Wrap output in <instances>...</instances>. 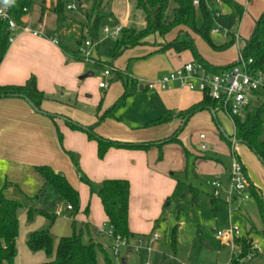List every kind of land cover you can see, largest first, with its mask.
Listing matches in <instances>:
<instances>
[{
	"label": "crops",
	"instance_id": "1",
	"mask_svg": "<svg viewBox=\"0 0 264 264\" xmlns=\"http://www.w3.org/2000/svg\"><path fill=\"white\" fill-rule=\"evenodd\" d=\"M58 1L60 0L52 2L50 8L46 0L41 7L45 9L47 5L51 11ZM110 2L113 13L111 19L115 21L113 28L122 26L123 29L140 30L144 27L143 15L129 0H110ZM68 8L66 10L69 12ZM136 18L142 22L139 26L135 21ZM23 21H27V17H23ZM85 21H87V16H85ZM40 23H42L41 29L45 31L47 26L43 21ZM1 25L2 23H0V29ZM34 33L31 30L30 32H16L0 64V87L23 86L34 77L37 89L45 95L40 109H37L27 96L31 102L21 96L0 98V190L3 189L8 199L20 200L21 191L29 195H37L39 199V195L45 192L47 186H44V181L37 174L36 167L50 166L56 173L63 174L79 192L80 211L75 220L78 224L89 223L94 230L91 233L92 239L99 242L102 236L96 234L95 230L107 224L108 219L101 200L97 199L99 197L91 198L88 188L79 181L80 173L77 174L71 167L67 157V153L71 151L78 155L83 170L91 172V175L96 174L99 178L103 177L100 184L104 180L114 179H125L130 182L129 229L134 233V229L139 231L135 223L150 216L155 209L152 206L149 208L150 203L142 199L136 205L132 177L139 182L144 191L151 188L161 189V197L167 195L176 183L171 179L172 177L177 174L187 175L191 168L195 175L224 177L227 172L222 162L218 158L201 157V154L198 156L193 145L199 144L201 148L202 144H206L209 149L210 143H214L217 145L216 151L219 154H227L226 151L229 149H224L222 146V139H225L229 143L228 153L242 163L252 185L264 200V185L252 173L250 167L253 164L252 160L243 148L233 147L241 142H230L221 136L225 133L226 125L223 127V124H220L218 116L223 115V112L204 109L184 123L179 113L200 104L204 97L200 92L187 91L178 87L151 92L140 85V78L154 81L160 79V76H157L158 73L153 75L155 70L169 69L171 72L183 66L175 64V66L167 67L165 61H155L152 68L150 63L146 66L148 70L141 71L136 68L134 75L132 71L134 63L140 60L139 58H146L150 53L129 57L125 63V70L130 59L138 58V60L131 63L129 75L124 73L138 83L133 85V93L127 99L126 105L109 113L96 127L95 133L102 138L120 143H160L169 139L175 130L182 126L183 131L179 136L181 145L165 144L162 148L152 147L147 151L112 147L105 154V161L99 162L97 142L91 140L85 132L72 129L64 118H70L71 121L85 127L94 125L98 118L108 112L121 97L124 86L115 85L110 92L109 100L102 104L101 111L96 112L94 116L85 115L71 104H64L60 99L48 98V94H55L62 89L67 90L68 94L82 90L80 89V82H82L80 75H82L83 68L78 62H72L64 52L63 48L71 51L62 45L57 30L54 35L41 33L37 36ZM51 39H56L59 45ZM115 69L125 71L122 68ZM104 79L106 80L105 76ZM85 90L88 91V87H85ZM64 95L61 93V98H64ZM253 104H260V100ZM159 119H168V121L158 126L147 127L149 123ZM231 125L233 134L230 138L239 141L232 120ZM201 134L206 135L204 142H201L199 138ZM253 169L255 170L254 167ZM227 184L229 186V177ZM189 193L191 194L190 191ZM27 198L32 199L30 196ZM87 208L89 209L88 215L85 213ZM60 212L61 210L58 211L59 214ZM151 240L152 236L146 240V243ZM107 242L112 247L113 242L110 239ZM103 245L108 248L107 245Z\"/></svg>",
	"mask_w": 264,
	"mask_h": 264
},
{
	"label": "rangeland",
	"instance_id": "2",
	"mask_svg": "<svg viewBox=\"0 0 264 264\" xmlns=\"http://www.w3.org/2000/svg\"><path fill=\"white\" fill-rule=\"evenodd\" d=\"M44 1L46 0L34 1L24 15V17H27V21H23L22 18V26L27 27L32 32L42 33L43 35H54L57 30L60 34L59 40L62 45L69 48L72 53H79L81 56L83 55L80 53V48L84 46L85 42L97 44L89 49L92 55L91 60H71L72 62H78L83 68L82 75H80L82 76V82H80V89L82 90L78 93L68 94L67 90L62 89L60 92L47 95L50 99L57 98L64 104H71L76 110L85 115L94 116L100 101L104 99L102 104H105L109 100L110 92L114 89V86L118 84L121 87L123 85L122 82L128 80V75L124 73L125 71H122L119 76L112 71L109 88L106 90L101 89L99 84L107 81L104 79V73L110 69L108 65H115L116 67L113 66L114 68L125 70V63L131 55H147L157 48L156 45H164L176 38V31H173L165 38L155 34L147 39L146 45L129 49L118 59L113 60L112 50L117 38L108 37L104 33V29L108 27L113 30L115 21L111 18L103 19L95 37L89 33L86 27V12L91 11L94 0H60L65 10L64 15L60 17L53 9L50 11L48 8V6L51 8L52 2L56 0H47L49 5H46L47 8L45 9L41 7ZM232 1L244 8V12L241 15L222 0H205V3L214 17L212 29L219 28L221 30V33L211 35L212 41L216 45H222L227 41V36L230 35L231 37L232 34L236 40L234 45L225 51H216L201 37L191 33L200 57L215 68H227L239 60L240 50L245 47L257 21L264 14V0ZM8 6L9 0H0V9H8ZM72 6H74V10H69L68 12L66 8ZM40 21H43L47 26L45 31L41 29L42 23ZM135 21L138 26L142 23L139 19ZM202 22V15L198 11L197 26L201 27ZM18 32L21 33L22 30ZM93 40H96V42ZM191 59L194 60V57L189 51L178 55L174 49H168L162 54L151 55L136 61L132 71L134 74L136 68L141 71L148 70L146 66L150 63L152 68L155 61H165L167 67H170L175 66V64L184 65L193 61ZM168 72L169 69L166 71L155 70L153 75L158 73L157 76L161 78ZM90 73L92 76L88 77ZM140 81V85L144 82H155L154 80H145L143 78H140ZM85 87H88L89 90L86 91ZM61 93L65 94L64 98H61ZM218 117L220 118V124H223V127L226 125L224 134L230 137L233 134L230 118L225 113L223 115L219 114ZM66 119L71 121L70 118ZM262 120L263 124L259 139L264 141V113ZM192 140L195 141L194 139ZM222 143L224 149L230 150L229 143L225 139H222ZM216 147V144L210 143L209 149L202 151L199 144L193 145L197 155L201 154V157L218 158L222 162L227 173L224 177L219 178L221 187L218 189L213 185L216 175H195L193 168L189 170L187 175L177 174L172 177L171 179L176 183L164 197L160 196L161 189L142 190L139 182L132 177L133 195L136 205L140 199L148 201L147 203H150L148 207L151 208L152 206L155 212L145 217L144 221L135 223V227L139 231L134 229V236L128 244H115L118 245V256L114 255L112 247L109 246L107 242L109 238L107 236H102L99 239V242L108 246V251L115 264H123L124 260L126 264H229L234 251L232 245L230 242H224L222 238L215 235L219 232L224 234L232 227L237 228L243 237L249 235L250 239L256 241L260 247V253L256 254L258 256H255V259L246 260L244 264H264V223L257 200L253 196L248 201H242L241 199L230 200L227 190V179L232 170L235 156L233 157L231 153H228L229 150L226 151L227 154H219L216 151ZM233 147H241L246 151L253 163L250 167L254 177H257L264 185V164L260 162L257 155L245 144L241 143ZM67 157L74 171L77 174L80 173L81 178L79 181L88 188L91 198H97L100 180L103 177L99 178L96 174L91 175V172L88 173L83 170L78 155L74 152L69 151ZM104 157L100 158L97 150L98 161L102 163L105 161ZM190 187L198 190L196 200L189 193ZM20 194H22L21 199L16 200L21 202L23 207L18 211V256L15 264H41L53 261L60 238L73 234L72 220L70 218L72 212L67 210V205L60 200L58 193L51 186L46 187L45 192L39 195V199H37V195H29L25 191H21ZM27 196L32 199H28ZM29 208L44 209L50 213H58L61 210L60 217L51 230L54 238L51 254H47L45 251L34 252L27 246L28 235L43 230L46 226V221L40 216H37L33 222L28 221L27 211ZM80 227L81 225L79 224ZM154 232L159 235V240L152 243L149 248L146 240ZM173 233H175L176 240L175 248L172 247L171 241ZM235 253L237 254V251Z\"/></svg>",
	"mask_w": 264,
	"mask_h": 264
},
{
	"label": "trees",
	"instance_id": "3",
	"mask_svg": "<svg viewBox=\"0 0 264 264\" xmlns=\"http://www.w3.org/2000/svg\"><path fill=\"white\" fill-rule=\"evenodd\" d=\"M129 1L134 4L136 10L143 15L144 27L140 30L133 28L123 29L112 50L113 60L118 59L129 49L146 45L147 39L155 34H159L162 38H165L173 31H176V38H174L173 41L164 45H156L157 48L146 57L162 54L168 49H174L178 54L189 51L193 55L194 61L204 64L213 73L229 69L236 64L237 61L227 68H215L201 58L197 52L191 33L201 37L213 50L216 51H225L236 42L235 37L232 34L231 37L230 35L227 36V41L222 45H216L212 41L211 35L213 31L212 26L214 17L212 12L208 9L205 0H198V6H195V0ZM222 1L230 5L240 15L244 12V8L234 1ZM33 3L34 0H9V6L7 9L8 13L18 26H22V18L27 13L26 10L28 11ZM53 11L59 17L63 16V3L58 1ZM198 11L201 13L203 19L201 27L197 26ZM86 16V27L89 33L95 37L102 20L113 17L110 0H94L93 8ZM15 35L16 33L9 30L7 23H2L0 29V64L9 48L10 39ZM93 41L96 42V40ZM63 50L68 55L69 59L85 61L84 57L79 53H72L64 48ZM240 55L246 60L253 59L255 68L264 69V14L257 21L254 31L249 40H247L245 47L240 50ZM135 60H138V58H132L129 60L128 66L125 70L128 75L130 65ZM108 67L111 69L114 68L113 65H108ZM121 72L122 71L119 69H115L114 71L118 76ZM122 83L124 86L123 94L108 112L98 118V121L94 125L85 127L67 120L68 125L72 129L85 132L91 140L97 142L100 158H103L107 151L112 147L147 151L152 147L162 148L165 144L175 143L181 145L179 136L183 131L182 126L175 130L169 139L160 143H120L96 135V127L99 126L109 113H113L126 105L127 99L133 93V85L138 82L129 76L128 80ZM23 95L32 100L37 109H40V104L45 99V95L37 89L36 79L34 77L30 78L23 86L0 87V98ZM259 98L260 104L250 105L246 110L245 117L235 118L233 123L237 135L239 136V141L249 147L264 164V141L259 139L263 124L262 115L264 113V94H260ZM102 101H100L97 112L101 111ZM204 109H215V104L207 96L203 97V101L200 104L193 106L185 112L179 113V117H181L183 122L186 123L194 114ZM167 121L168 119H159L149 123L147 127L158 126ZM221 136L225 138L224 134H221ZM36 172L44 181V186H51L54 188L58 193L60 200L67 206L72 207L70 218L72 220L73 234L68 237L60 238L55 259L53 261L41 264H115L108 248L102 243L92 239V226L89 223H82L79 228V224L75 220V217L80 211V196L77 189L73 187L63 174L56 173L50 166L36 167ZM83 180L89 184L85 179ZM189 191L193 195V199L196 200L198 190L190 187ZM97 195L101 200L104 212L107 216V224L113 229L114 238H120L128 243L134 236L129 229V206L131 196L130 182L125 179L104 180L100 184ZM251 196L255 197L257 200L264 223V200L254 186L251 189ZM22 207L23 205L21 202L8 199L4 195L3 189L0 190V264H15L17 259V238L19 234L18 211ZM85 213L87 215L89 214L88 208ZM37 216L42 217L46 221V226L43 230L28 235L27 246L31 251H45L47 254H51L54 242L51 230L57 219L60 217V214L50 213L44 209H28L27 217L29 222H33ZM95 232L98 234L97 229ZM153 234H155V232ZM171 241L172 247L175 248V233H173ZM248 252H250V245L244 244L243 255H246ZM231 259L233 264H237L233 255Z\"/></svg>",
	"mask_w": 264,
	"mask_h": 264
},
{
	"label": "built area",
	"instance_id": "4",
	"mask_svg": "<svg viewBox=\"0 0 264 264\" xmlns=\"http://www.w3.org/2000/svg\"><path fill=\"white\" fill-rule=\"evenodd\" d=\"M195 6L199 5V1H194ZM69 10H74V6L69 7ZM26 12H28L26 10ZM0 22L7 23L11 32H30L25 26H18L10 17L7 9H0ZM123 31L122 26H117L113 30L106 27L104 33L108 37L118 38ZM213 34L221 33L219 28L212 31ZM40 36V33H34ZM15 37V36H14ZM10 39V42L14 38ZM56 45L59 42L56 39H51ZM90 42H85L84 46L80 48V53L83 55L85 61L91 60V52L89 49L96 46ZM114 68L105 71L104 76L107 81L100 83V88L106 90L109 88V80ZM142 87L151 92L170 89L178 87L179 89L187 91L200 92L203 96H207L214 104L215 110L225 113L233 121L235 118H244L247 108L255 101H259L260 94H264V69H257L254 67L253 59H244L241 55L234 66L229 69L220 71L218 73L211 72L204 64L191 61L184 64L182 67L172 70L163 75L155 82H144ZM201 142L206 140V135L199 136ZM208 149L206 144L201 145V150ZM220 177L213 181V185L218 189L221 187ZM253 185L246 174L245 168L241 162L235 159L232 170L229 173L228 195L231 201L241 199L248 201L251 198V189ZM68 210H72L71 206H67ZM100 236H107L110 241L114 242L112 249L115 256L119 255L118 245L116 243L126 245L125 240L114 238L113 229L105 224L97 229ZM217 237L223 239L224 242H230L233 248V258L237 264H244L246 260L255 259L256 254L260 253V247L256 241L250 239L248 236H242L240 231L232 227L226 233H217ZM159 240L157 233L152 235V240L147 243V247L155 241ZM250 245V252L243 255V245ZM141 249V248H139ZM237 251V254L235 253ZM232 260V259H231ZM229 264H233L232 261Z\"/></svg>",
	"mask_w": 264,
	"mask_h": 264
},
{
	"label": "water",
	"instance_id": "5",
	"mask_svg": "<svg viewBox=\"0 0 264 264\" xmlns=\"http://www.w3.org/2000/svg\"><path fill=\"white\" fill-rule=\"evenodd\" d=\"M89 76H92V74H89L88 77H89ZM140 88H142V87H140ZM21 97H23V98L27 99L28 101H30L27 97H24V96H21ZM30 102H31V101H30ZM31 104H32V103H31ZM64 120L67 121L66 118H64ZM224 137H225L228 141H230V142H234V143L241 142V141H238V140H236V139H232V138H230V137L227 136L226 134H224ZM166 206H168V205H166ZM123 264H126V261H125V260L123 261Z\"/></svg>",
	"mask_w": 264,
	"mask_h": 264
}]
</instances>
